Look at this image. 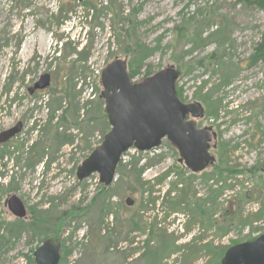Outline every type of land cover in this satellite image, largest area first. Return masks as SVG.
<instances>
[{
	"label": "rangeland",
	"instance_id": "rangeland-1",
	"mask_svg": "<svg viewBox=\"0 0 264 264\" xmlns=\"http://www.w3.org/2000/svg\"><path fill=\"white\" fill-rule=\"evenodd\" d=\"M89 1L113 5L118 17L98 6L85 18L77 1L0 0V108L17 105L26 118L20 149L10 147L19 152L0 157V264H36L34 251L48 238L58 239L59 264H220L230 246L264 234V61H250L264 41V8L237 0ZM62 8V16L77 11L63 26ZM133 9L137 27L130 30L124 15ZM62 41L72 46L59 56ZM127 41L151 49L143 64L128 66L138 71L135 82L168 66L180 71L179 97L200 102L198 127L218 135L216 164L194 174L167 140L146 153L132 148L103 193L98 174L79 181L76 173L110 130L101 73L117 58L130 61ZM44 74L51 84L30 95ZM222 160L241 172L219 181L214 168ZM184 187L188 198L175 206ZM12 195L25 204L24 219L10 211ZM226 208L243 222H219ZM201 236L207 239L199 245Z\"/></svg>",
	"mask_w": 264,
	"mask_h": 264
},
{
	"label": "water",
	"instance_id": "water-1",
	"mask_svg": "<svg viewBox=\"0 0 264 264\" xmlns=\"http://www.w3.org/2000/svg\"><path fill=\"white\" fill-rule=\"evenodd\" d=\"M178 75L174 67H169L147 80L133 82L126 59L114 60L106 66L101 76L104 88L101 98L111 128L101 145L78 167L79 181L98 173L100 182L109 187L115 181L124 153L133 147L141 152L150 151L158 148L163 139L178 150L179 162L193 172L214 165L216 158L211 153L210 142L217 135L210 127L198 129L194 121L186 120L190 112L195 117L201 116L203 109L200 104H185L180 100L175 89ZM50 82V74L40 76L30 93L47 88ZM19 130L18 125L4 132L0 142L15 136ZM7 202L15 217H26L27 210L18 196H11ZM126 204L132 206L133 199L127 198ZM34 259L36 264H59V244L45 241L35 250ZM221 264H264V234L252 242L229 247Z\"/></svg>",
	"mask_w": 264,
	"mask_h": 264
},
{
	"label": "trees",
	"instance_id": "trees-1",
	"mask_svg": "<svg viewBox=\"0 0 264 264\" xmlns=\"http://www.w3.org/2000/svg\"><path fill=\"white\" fill-rule=\"evenodd\" d=\"M113 0H109V2L110 3H113L112 2ZM239 3H241V4H244V5H250V4H253V5H257L258 7H260L261 9H263L264 8V5H263V0H237ZM99 3V4H98ZM98 6H102V7H104L103 6V4L101 3V2H98V1H96V3H94L93 1H87V2H85L84 3V5H83V7H84V10H85V13H84V15H83V17H85V18H87L88 17V14H89V11H93V12H96L98 9ZM106 6V5H105ZM113 6V5H112ZM112 6H109V7H104V8H106L107 10H110L112 13H114V19L116 20V18L118 17V16H116V13L114 12V11H117V10H112L111 8H112ZM100 11H102L101 9H99V12ZM64 12V9L62 8L61 10H60V18H61V22L59 23V24H62V22L64 21V20H68V19H71V17H68V16H62V13ZM68 13V12H67ZM73 14H74V16L76 17V15H77V11H73ZM123 14V13H122ZM125 17V19H128V21H129V28H130V30H132V29H135L136 27H137V25L135 24V22L134 21H132V20H135L136 19V11L133 9L130 13L128 12V14H126V15H124ZM78 18H80V16H78ZM114 25H113V27L114 28H116V26H118L119 25V21L118 22H116V21H114ZM120 37H121V35L120 34H118V35H116L115 34V38L119 41V39H120ZM130 43L131 42H129V41H127V44H126V47H122V44L123 43H121V47H122V50L124 51V53H125V55H127V56H130V64H129V62H128V66L129 67H133L134 65H135V67H138V66H140L141 64H143L144 62H145V60L147 59V57H149V55L151 54V49L150 48H148V47H146V46H135V48L134 49H131L130 48ZM140 43H138L137 45H139ZM64 46H72V43H65V45ZM73 48L71 49V53H75V52H77V47H78V43H76V44H73ZM110 48H112V42H110L109 44H108V49H110ZM250 61L252 62H254L255 64L257 63V62H259V61H264V41H263V43L256 49V52L254 53V55H252V57H251V59H250ZM81 62V61H80ZM85 62H87V61H85ZM129 75H130V77H131V79H134L135 78V75H138V71L137 70H135V71H132V70H130L129 71ZM153 74H150V73H148V74H146V76H145V78H148V77H150V76H152ZM225 79V78H224ZM228 80H226L225 79V82H227ZM216 111H217V108H216ZM40 159H42V158H40ZM40 159H38L37 160V162L40 160ZM223 164H221L220 166H216L215 168H214V175H217L219 178V181H223L224 179L223 178H225L226 176H228V175H223L224 173H226V172H228L229 174H231V175H234V174H236V173H239V172H241V171H239V170H237L236 168H234V167H230L228 164H226L223 160L221 161ZM133 164V163H132ZM49 166V165H48ZM134 166H137V164H134ZM148 167H149V164L148 165H143L140 169H139V172H138V176H140L143 172H144V170H146V169H148ZM254 170H256V168L254 169ZM171 173V170L169 169V170H167L163 175H162V177H160V179H159V181H158V183L159 184H161V183H163L164 182V180L169 176V174ZM139 179V178H138ZM226 179V178H225ZM219 181H217V183L219 182ZM138 183H139V185H140V187H143L144 186V184L140 181V180H138ZM178 184V183H177ZM109 188V187H108ZM108 188H103V190L101 191V192H106L105 190L106 189H108ZM186 189V187H184L183 189L181 188V195L180 196H178L177 197V202L175 203V206H180L182 203H184V202H186V199L188 198V192L187 191H184ZM222 190H224V189H222ZM222 190H219V192H221ZM172 193H168V195H171ZM235 203H237V204H235ZM234 204L235 205H239V207H240V205H241V203H239L238 201H234ZM238 207V208H239ZM224 214L221 216V219L219 220V222H233V218H239V222H240V217H241V215L239 214L237 217H235L236 215H235V213H233V212H230L229 211V209L228 208H226V209H224ZM74 214V212L73 211H70V215H73ZM233 214V215H232ZM62 218H64V217H62ZM61 217L58 219V221H59V223H57L55 226V228L57 229V231L64 225V223H65V218L63 219V222L61 221V219H62ZM241 222H243V220H241ZM162 234H163V232H162ZM162 238H163V240H164V242H166L167 241V239L169 238L168 237V235L167 234H163V236H162ZM207 238H206V236H201V237H199V245H202V243L206 240ZM47 240H50V241H52V242H57L58 241V239L57 238H48V239H46V240H44V241H47ZM161 245H163V248H162V250H164L165 249V245L163 244V242L161 243ZM148 253H150V251H148ZM156 257H159V255H157ZM220 264H221V262H220Z\"/></svg>",
	"mask_w": 264,
	"mask_h": 264
},
{
	"label": "flooded vegetation",
	"instance_id": "flooded-vegetation-1",
	"mask_svg": "<svg viewBox=\"0 0 264 264\" xmlns=\"http://www.w3.org/2000/svg\"><path fill=\"white\" fill-rule=\"evenodd\" d=\"M72 2L77 1L78 3H85V0L79 1V0H70ZM34 84L32 86L28 87V93L30 95H33L35 92L30 93V89L33 88ZM16 107L17 105L14 106V109H12V105L8 104L5 105L4 110H2V108H0V138H3L2 134L4 132H8V131H12L15 127H17L18 125L20 126V130L19 132L12 138L4 141V142H0V157H3L4 155L7 154H16L19 151H10V147H12L13 145H15L16 147H14L15 149L17 148L18 150L21 147V143H19V139L22 140L23 135L26 134V118L23 117L24 113L22 114H18L16 113ZM20 109V108H19ZM15 116L16 120L13 119V117ZM205 116V112L203 113L202 117L196 118L194 115L190 114L189 115V120L193 119L195 121H197L198 119H201ZM214 132V130L212 131ZM216 132V131H215ZM217 139H218V135H217ZM23 149V148H22ZM22 151V150H20Z\"/></svg>",
	"mask_w": 264,
	"mask_h": 264
},
{
	"label": "bare ground",
	"instance_id": "bare-ground-1",
	"mask_svg": "<svg viewBox=\"0 0 264 264\" xmlns=\"http://www.w3.org/2000/svg\"><path fill=\"white\" fill-rule=\"evenodd\" d=\"M28 45H26V47H27Z\"/></svg>",
	"mask_w": 264,
	"mask_h": 264
}]
</instances>
